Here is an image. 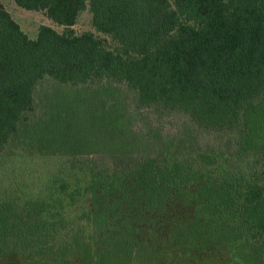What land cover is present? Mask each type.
I'll return each instance as SVG.
<instances>
[{
	"label": "trees",
	"instance_id": "obj_1",
	"mask_svg": "<svg viewBox=\"0 0 264 264\" xmlns=\"http://www.w3.org/2000/svg\"><path fill=\"white\" fill-rule=\"evenodd\" d=\"M14 2L64 29L88 9L95 31L115 46L91 32L49 26L31 39L0 4V157L18 152L17 134L72 138L60 120L29 124L44 79L73 90L125 85L135 110L169 113L192 129L183 130L177 147L156 142L159 153L145 149L137 158L130 144L89 149L73 139L74 153L119 159L108 165L75 157L62 164L53 194L0 197L1 263L19 262L29 244L55 251L50 240L65 227L50 221L62 199L80 194L91 196L90 227L61 235L57 254L100 264H200L225 252L243 264H264V147L258 148L264 143V0ZM66 146L53 150L67 152ZM33 225L41 226L31 231Z\"/></svg>",
	"mask_w": 264,
	"mask_h": 264
},
{
	"label": "rangeland",
	"instance_id": "obj_2",
	"mask_svg": "<svg viewBox=\"0 0 264 264\" xmlns=\"http://www.w3.org/2000/svg\"><path fill=\"white\" fill-rule=\"evenodd\" d=\"M0 4L31 39L36 37L40 26H49L58 33L81 35L91 32L97 37L105 39L109 48L115 46L109 38L95 31L92 25V15L88 9L79 15L74 26L64 29L48 20L43 12L25 11L19 8L14 0H0ZM75 93L76 96L73 97ZM133 98L134 93L122 84L112 85L102 82L99 85H87L73 90L49 79H44L36 87L35 111L30 116L29 124L43 118H53L55 122L60 120L65 127V133L72 138L59 139L54 137L53 139L51 134L37 137L34 131L29 132L26 138L23 134L21 136L17 134L15 149L18 152L0 157V197H20L21 199L29 197L34 199L53 194L59 183L62 182V164L75 157L100 160L108 165L111 163L112 157L119 159L116 155L101 156L95 151L74 153L69 150L71 145L69 142L73 139L87 145L89 149L97 143L102 145L103 143L126 144V146L130 144L131 147H136L131 157L137 158L145 155L142 154V150L145 149H149L151 154L159 153L162 147L154 146L153 144L156 142L177 147L179 139L183 141L185 138V131L183 130L188 129L189 132L192 129L188 120L179 119L180 117L172 114L159 113L149 108L135 110L130 104ZM142 128L152 132L153 140L148 141L144 137ZM65 143L69 152L53 150ZM258 146V148H263L264 143L258 144ZM79 176L82 177L81 172H79ZM78 179L74 173L71 174V181L74 185ZM79 195L76 194L73 200L62 199L63 209L59 213H54L56 219L50 221L58 225V230L63 226L65 227L60 235H53L52 240H50L55 251L48 253L40 247L29 244L23 247L21 260L12 264H23V260L31 261L33 264H100L95 257L78 259L75 256L66 257L56 252L61 235H70L84 227H90V222L86 217L90 210L91 196ZM35 209L41 210V204L37 203ZM60 217L62 219H59ZM46 221L47 217L44 216L43 224ZM38 223L39 220L32 222V224ZM25 224L30 228L29 220H25ZM41 225H33L31 231H35V227ZM19 227L23 228L21 224ZM28 235L29 231L24 236L26 241L30 237ZM0 264L3 263L0 261ZM200 264L243 263L224 252L220 257L216 255L207 256L200 261Z\"/></svg>",
	"mask_w": 264,
	"mask_h": 264
}]
</instances>
